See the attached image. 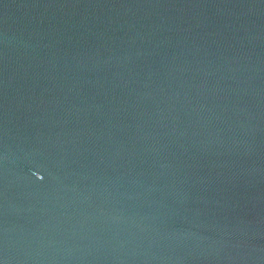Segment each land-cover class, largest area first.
Here are the masks:
<instances>
[{"label":"water","instance_id":"obj_1","mask_svg":"<svg viewBox=\"0 0 264 264\" xmlns=\"http://www.w3.org/2000/svg\"><path fill=\"white\" fill-rule=\"evenodd\" d=\"M0 264H264V0H0Z\"/></svg>","mask_w":264,"mask_h":264}]
</instances>
